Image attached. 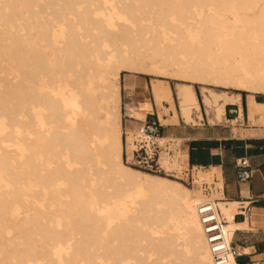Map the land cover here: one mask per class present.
Wrapping results in <instances>:
<instances>
[{"label": "bare ground", "instance_id": "6f19581e", "mask_svg": "<svg viewBox=\"0 0 264 264\" xmlns=\"http://www.w3.org/2000/svg\"><path fill=\"white\" fill-rule=\"evenodd\" d=\"M108 2L0 0L3 22L6 9L24 4L37 21L33 62L19 59L28 72L29 79H22L27 86L14 84L23 89L17 96L10 86L0 95V264H214L197 213V204L206 199L201 189L125 164L117 113L120 86L112 70L117 69V79L123 71L150 74L156 68L158 76L237 91L202 88L201 101L192 84L177 83L173 92L169 82L156 79L150 87L153 101L147 89L136 91L137 107L131 110L136 120L155 106L166 110V124L181 120L195 125L203 122L204 105L213 109L210 124L223 122L226 106L240 104V92L264 89V0H118L105 6ZM2 32L4 56H19L23 40ZM5 69L0 67V73ZM108 102L115 106L111 121L102 110ZM24 115L31 123H24ZM240 116L242 120V110ZM249 116L251 122L264 116L263 104L252 95ZM167 140L158 142L168 145ZM27 148L32 157L23 161ZM187 156L161 163L179 171L188 167ZM211 179L221 198L212 200L232 241L242 227L234 222L239 203L224 200L220 169L196 175L199 184ZM35 181L39 190L31 186ZM124 196L122 206L131 202L136 212L125 221H111L105 215L107 204ZM14 202L24 204L29 214L19 212ZM5 226L14 229L11 238L4 235ZM208 252L212 262L204 260Z\"/></svg>", "mask_w": 264, "mask_h": 264}, {"label": "rangeland", "instance_id": "374dc122", "mask_svg": "<svg viewBox=\"0 0 264 264\" xmlns=\"http://www.w3.org/2000/svg\"><path fill=\"white\" fill-rule=\"evenodd\" d=\"M109 1H110V3L109 2L106 3L105 6H108L110 4H116L118 0H109ZM127 2H129V1H127ZM135 3L136 4H140L139 2H135ZM27 7H29V8H27ZM150 7L149 6H144L145 9H148ZM12 8L10 9V11L12 10L11 11L12 13L9 11V9H6L4 11L5 12L4 21L6 20L5 22H3V20L0 19V35H1V33L3 34L2 31H4V33H6V31H10L11 34H8V37L17 39L18 36H20V38L24 42L23 46L25 45V48H22L23 51H25V52H23L21 50L20 52H22V53L18 52V55L20 54L19 56H16V57L13 56L12 58H9V57L7 58L6 56H4L3 50L0 49V53L2 51V53L0 54V62H1L0 63V67H1V69H5L4 67H6L5 71L3 70L4 72L0 73V80H2V81H0L1 82L0 83V95H1V93L4 94V93H7V91H10L8 89V86H10L11 91L15 92V94L17 96L20 93L21 89H22L21 87L22 86H24V87L27 86L24 82L29 79L28 76H27L28 72L25 71L26 68L25 69L24 68L23 69L20 68V66H19L20 60L19 59H20V57L24 58L25 62L27 61V64H30V65L33 62V57L31 56L32 55L31 54L32 53L31 49L33 48V38H34L33 37V35H34L33 33L35 32V27H36V22L37 21H35L33 19V17H32L33 16V11H32V8L28 4L21 5L20 7H18L17 5H13ZM23 8H24V10H23ZM21 10L23 11V13H22ZM26 12L28 13L27 15H26ZM10 15H12V16H10ZM6 17H7V19H6ZM9 18H11V20H9ZM13 19L14 20L16 19V20L14 21ZM31 19H33V20H31ZM7 20L11 21V23L7 24ZM29 20H31V22H29ZM12 22H13V24H12ZM113 22H115V20H113ZM16 32L17 33L20 32V34L17 35ZM14 34L16 35V37H14L15 36ZM61 38H63V37H61ZM5 42L3 41L2 43H0V46L6 45L7 42L6 43ZM124 48L127 49V47H124ZM112 49H113L112 47H109L108 50H112ZM113 55H116V51L113 52ZM2 57L4 59L7 58V60H4ZM54 58H56V57L52 56L53 61H54ZM24 59H22V60L24 61ZM29 60H30V63H29ZM112 60H113V62L115 61L114 58ZM55 62H57V60H55ZM55 62H53V65L55 66L54 68L56 70H60V69L56 68V64L57 63L54 64ZM113 62H110V64L113 65L114 64ZM114 65L115 66L117 65V67H118V62L116 61V63ZM77 68H74V71L77 72V74L81 73L80 72L81 67L78 68V69ZM113 68H114V66H113ZM76 69H77V71H76ZM27 70L29 71L28 67H27ZM114 70L116 71L117 69H114ZM114 70H112V73H113L112 77L115 79V81H117L119 83V86H120V102H119V108H118V112L117 113H118V115L120 117L121 124H122V131H123L122 138H123V144H124L123 160H124L125 164L127 166H129V167H132V168H135V169H138V170L140 169L143 172L146 171L145 173H149L150 172L149 174L159 175V176L167 177V178L173 179V180L175 179V180L181 182L186 188H193L192 186L187 185L186 181H184L186 179V174H187L185 171L188 170V172H189L193 168V166H192V164L190 162V159L188 160V163H189L190 166L188 165V167H186L187 165H183L182 169H180L179 171H176L174 169H169V168L166 169V167H163V164L161 162L163 161L164 158H167V157L168 158L169 157L179 158L182 155H186V156L188 155L189 156L187 143L183 139H181V136H180L179 133H188V132L193 130L192 128L195 129L198 126L203 125V122H198L199 124H195V125H187L183 121L180 120L179 124H177V125H164L166 123L163 121V119L166 118V117L169 118V116H166V110L158 109V108H156L154 106V108L151 110V112L146 114L141 120H144L146 118H151V120L152 119H156V120L159 119L161 124L163 125V136L161 138L168 139L167 141H169V140L178 141L179 140L180 142H177V143L176 142H172L171 144H168V145H166L167 143L166 144H160L158 142L160 147H166V146L169 147V145H170L169 148H171V150L168 151V153L166 151L162 150L164 153L162 152L161 158L159 159L161 166L160 167H152L151 166V167H148V168H140L138 166L140 164L137 162V159L135 157H133V153H134L135 147H134V145L131 144L132 143V134L138 132L139 129H140V126L142 124L141 120H136V119L131 117V110L135 109L137 107V104H136L137 103L136 91H140L142 89H147L148 92H149V99L153 101V97H152L151 92H150V87H151L152 81L156 80V79H159V80L164 81V82H169L171 87L173 88V92H175L174 91V87H175V85L177 83L192 84V85H194L196 93H197V95H198V97H199V99L201 101L203 99V97H202V88H207V89L212 90V91H214L216 93L228 92V93L233 94V93H237V91L229 89V88L226 89V88H223V87L195 84V83H192V82H184V81L176 80L173 77L166 76L167 74L166 75L163 74L162 76H158L157 73H156L157 72L156 68L152 69L150 74H137V73L132 72V71H123L121 73V77H119L117 79H116V77H114V74L116 73ZM7 71H8V74H7ZM75 78H76V76L70 77L71 80H73ZM22 79H24L25 81L22 80ZM8 80H10V82H8ZM94 82H95V80H94ZM14 84L21 85V87H19L20 89L17 88L19 85L16 87ZM126 85H130L131 89H127ZM60 86L65 91L68 90V86L64 83V81L61 82ZM93 86H96V85L94 84ZM25 92H26V90H25ZM240 93L242 94V98H244V100H246V99H248L250 97V95H252V96L255 95L256 96L257 94H264V89L261 87L260 92H258V93H255V92H240ZM14 100H12V101L16 102V99H14ZM257 100L258 101H264V95H263V97H257ZM259 103H261V102H259ZM261 104H263V106H264V103H261ZM175 105H176V107L178 109V101L177 100H175ZM165 106H166V108H169L168 104H165ZM105 107H103V109H102L104 111V115H105V117L107 118L108 121H111L112 116L115 113V108H114L115 106H114V104L112 102H108V103L105 104ZM209 110H210V112H209ZM208 112L210 113L211 116H213V109H209V108H207L206 106L203 105L202 106V114L204 116L206 115L208 117V119H209V113ZM32 113L35 114V116L38 117L39 110L35 109V110H33ZM26 117L24 115V116H21L20 118H23L24 123L28 124V122H30L32 120V118H29V117L26 118ZM205 119H206V122H207V118H205ZM224 122H225V120H224ZM255 122L264 123V116H263V118H261L259 120H255ZM26 129L27 128H25V130H23V135L24 136L28 135V130H26ZM164 131L166 132L165 134H164ZM21 148L24 149L26 147L24 146V147H21ZM29 157H32V156L30 155L29 149L27 148V150H25V151H23V153H21V159L23 161H25ZM23 170L24 171L27 170L25 164L23 165ZM199 170L209 171L207 168L201 169V168L198 167L197 169L194 170V173H193L195 175V177H194L195 179H196V175L199 174ZM28 175L31 176V174H28ZM23 176H25V172H23ZM205 183L208 184L210 186V188L212 187V189H213L211 194H210V198H212V199L216 198L217 200L221 199L218 196L219 195L218 194L219 186L214 182V180L212 181V179L211 180H207L206 182L204 181L202 184L196 183L195 188L201 189V193H202L203 197H205V198L207 197V195H206V193H205V191L203 189V186H202ZM32 184L35 187V184H37V183L35 181V182L31 183V186H32ZM35 188H36V190L40 189L39 186H37ZM133 192H134V190L131 191V194H130L131 196H129V198L135 195V194L133 195ZM145 193L146 192L143 190L142 196ZM126 198H128V197L124 196L121 199H116L115 201H112L109 204H107V210L105 211V215H106V217L108 219H110L111 221H113V220L114 221L115 220L125 221V220H127V217H128V215L131 212L132 213L136 212V208L134 207L133 203H131V202L129 203V207H125V206L123 207L122 206V203L120 202V200L126 201L127 200ZM13 206H17L18 209H19V212L23 211L22 214H29L27 212H24L25 211L23 209L24 208L23 207L24 204L22 206L21 203L14 202ZM110 216H112V217H110ZM56 217L59 218V213L56 214ZM2 230H3L4 235L6 237H8V238H11L14 235V229L12 227H10V226H5ZM66 247L68 249H70V245H67ZM8 248L10 249V246L7 247V249ZM154 257L152 256V258H154ZM204 260L212 262L211 255H210L209 252H208V254H206L204 256Z\"/></svg>", "mask_w": 264, "mask_h": 264}, {"label": "crops", "instance_id": "0c3cea01", "mask_svg": "<svg viewBox=\"0 0 264 264\" xmlns=\"http://www.w3.org/2000/svg\"><path fill=\"white\" fill-rule=\"evenodd\" d=\"M263 95L254 97L257 100ZM224 120L210 124L203 115V125L179 134L187 143L190 162L203 169H220L224 200L239 203L234 220L242 225L234 234V242L242 253L239 261L264 264V123L251 122L249 98H242L240 104L227 105ZM240 158L248 160L245 170L252 174L246 182L239 180L236 161Z\"/></svg>", "mask_w": 264, "mask_h": 264}, {"label": "built area", "instance_id": "2783aa9c", "mask_svg": "<svg viewBox=\"0 0 264 264\" xmlns=\"http://www.w3.org/2000/svg\"><path fill=\"white\" fill-rule=\"evenodd\" d=\"M141 121L142 124L139 131L132 134L131 144L135 147L133 157L137 159L140 168L160 167L159 159L162 152L166 151L168 153L171 150L169 148L170 145L169 147H160L158 143V140L163 136V125L159 119L151 120V118H146ZM169 143L171 144L172 141L170 140ZM236 165L240 169L239 180L241 182L250 180L252 174L245 170L249 166L248 160L240 158L236 161ZM192 166L191 171H185L187 174L184 181H186L187 185L195 187L197 182L193 172L198 166ZM202 186L207 197L204 201L197 204V213L214 264H244L239 261L242 257L239 247L234 240H229L226 220H224L216 201L210 198L212 187L210 188L206 183Z\"/></svg>", "mask_w": 264, "mask_h": 264}, {"label": "trees", "instance_id": "16d2710c", "mask_svg": "<svg viewBox=\"0 0 264 264\" xmlns=\"http://www.w3.org/2000/svg\"><path fill=\"white\" fill-rule=\"evenodd\" d=\"M191 164L193 165V163L191 162ZM140 170V169H139ZM146 172V171H145ZM150 173V172H149Z\"/></svg>", "mask_w": 264, "mask_h": 264}]
</instances>
